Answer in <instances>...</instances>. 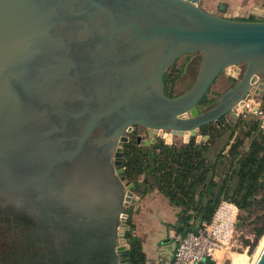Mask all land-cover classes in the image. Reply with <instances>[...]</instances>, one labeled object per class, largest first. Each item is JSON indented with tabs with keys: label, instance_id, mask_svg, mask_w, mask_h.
Masks as SVG:
<instances>
[{
	"label": "water",
	"instance_id": "95a60500",
	"mask_svg": "<svg viewBox=\"0 0 264 264\" xmlns=\"http://www.w3.org/2000/svg\"><path fill=\"white\" fill-rule=\"evenodd\" d=\"M199 2L0 0V227L57 247L60 264H128L124 211L138 197L126 133L144 129L139 146L163 131L186 143L264 97V21ZM194 53V82L167 97L164 75ZM222 73L232 87L201 106Z\"/></svg>",
	"mask_w": 264,
	"mask_h": 264
},
{
	"label": "trees",
	"instance_id": "16d2710c",
	"mask_svg": "<svg viewBox=\"0 0 264 264\" xmlns=\"http://www.w3.org/2000/svg\"><path fill=\"white\" fill-rule=\"evenodd\" d=\"M175 67L176 63L163 77L167 97H172L174 80L184 70V65ZM213 101L206 96L200 105ZM200 135L207 136V140L197 143L191 137L179 146L157 140L150 147L137 145L132 137L123 146L125 176L141 197L155 188L180 208L172 228L182 236L209 222L221 199L233 202L240 212L254 216V243L245 241L252 248L264 235V135L256 117H223L219 125L201 128ZM222 138L225 142L214 161L207 162L206 153ZM128 215L127 262L147 264L140 241L132 235L130 211Z\"/></svg>",
	"mask_w": 264,
	"mask_h": 264
},
{
	"label": "crops",
	"instance_id": "0c3cea01",
	"mask_svg": "<svg viewBox=\"0 0 264 264\" xmlns=\"http://www.w3.org/2000/svg\"><path fill=\"white\" fill-rule=\"evenodd\" d=\"M198 5L211 14L229 20L264 21V0H200ZM224 80L233 82L232 76L224 73L219 75L207 95L214 100L210 105L221 96L214 91V85L223 87ZM242 117L246 118V114ZM204 141V136L196 137L197 143ZM212 148L206 153L207 162L214 161ZM137 201L131 212L132 235L140 241L147 264H171L175 247L168 238V231L173 229L180 208L173 206L156 189L140 196Z\"/></svg>",
	"mask_w": 264,
	"mask_h": 264
},
{
	"label": "built area",
	"instance_id": "2783aa9c",
	"mask_svg": "<svg viewBox=\"0 0 264 264\" xmlns=\"http://www.w3.org/2000/svg\"><path fill=\"white\" fill-rule=\"evenodd\" d=\"M242 115L253 114L256 117L260 132L264 135V97L250 98ZM240 210L236 204L221 199L213 212L211 220L202 223L196 232L182 236L174 229H169L168 238L174 244V256L171 264H204L211 260L217 264L215 255L218 252L232 251L236 243L237 224Z\"/></svg>",
	"mask_w": 264,
	"mask_h": 264
},
{
	"label": "rangeland",
	"instance_id": "374dc122",
	"mask_svg": "<svg viewBox=\"0 0 264 264\" xmlns=\"http://www.w3.org/2000/svg\"><path fill=\"white\" fill-rule=\"evenodd\" d=\"M198 63H199L198 53H194L189 56H183L177 60L175 69L184 65V70H183V73L180 76H178L177 79L174 80L173 87L171 89L172 97L178 96L189 89V87L192 85V83L195 80ZM221 78H222L221 80H223V76ZM224 81L225 83L223 84L224 85L223 87L219 88L217 85H214L213 89L214 91L215 90L217 91L218 96L225 93L233 85V82H231L230 80H224ZM225 117L228 119L233 118L231 113L227 114ZM133 130L134 131L132 133H126L125 135L129 140H131L132 137L135 140L136 136L140 135L141 140L143 142L149 141L150 136L148 133H145L144 129L134 128ZM197 136H200V132L197 133ZM204 137H207V136H204ZM156 139L163 140L166 144H169V145L174 144L177 146L181 145L182 143L186 141L184 137L171 134L165 131H163L160 134V136L157 137ZM206 140L207 139H205V141ZM224 142H225V139L222 138L218 140L216 144L213 146L212 151H211L213 158L218 153V151L220 150ZM150 146L152 145H149L147 147H150ZM153 190H155V188L151 189V191ZM133 192L138 198L140 197L139 193H135V191ZM137 203L138 201L133 205H129L127 208H125L124 212L127 214L129 213V211L132 212L135 209ZM253 220H254V216H249L245 212H240L239 217H238L235 247L232 249V251L224 252V254L219 257L220 259L218 260L217 264H232L234 258H239V259L241 258L240 260L244 259V261L243 260L242 261L245 264L255 263V255H256L255 253L257 251L258 245L261 243V239L263 236L260 238V240H258V242L252 248H249V246L245 244L246 240L249 241V244L254 243L255 237L253 234V226H254ZM238 256H241V257H238Z\"/></svg>",
	"mask_w": 264,
	"mask_h": 264
},
{
	"label": "flooded vegetation",
	"instance_id": "af4514ba",
	"mask_svg": "<svg viewBox=\"0 0 264 264\" xmlns=\"http://www.w3.org/2000/svg\"><path fill=\"white\" fill-rule=\"evenodd\" d=\"M0 264H60L59 250L42 245L29 230L0 227Z\"/></svg>",
	"mask_w": 264,
	"mask_h": 264
},
{
	"label": "bare ground",
	"instance_id": "6f19581e",
	"mask_svg": "<svg viewBox=\"0 0 264 264\" xmlns=\"http://www.w3.org/2000/svg\"><path fill=\"white\" fill-rule=\"evenodd\" d=\"M263 247H264V235H263V237H262V239H261V243L258 245V248H257V251H256V255H255V262H256V260H257V258L259 257V255H260V253H261V251H262V249H263ZM224 254V252H218L216 255H215V258L217 259V261L220 259L219 257L220 256H222ZM242 256V255H241ZM241 256H238V257H241ZM245 257V256H244ZM241 259V258H240ZM239 258H234L233 259V262H232V264H245L243 261H244V259H242V260H240ZM231 262V261H230ZM218 263V262H217ZM255 264V263H254Z\"/></svg>",
	"mask_w": 264,
	"mask_h": 264
}]
</instances>
